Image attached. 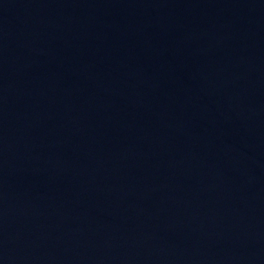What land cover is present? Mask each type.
Returning a JSON list of instances; mask_svg holds the SVG:
<instances>
[{
	"label": "water",
	"instance_id": "1",
	"mask_svg": "<svg viewBox=\"0 0 264 264\" xmlns=\"http://www.w3.org/2000/svg\"><path fill=\"white\" fill-rule=\"evenodd\" d=\"M0 264H264V0H0Z\"/></svg>",
	"mask_w": 264,
	"mask_h": 264
}]
</instances>
